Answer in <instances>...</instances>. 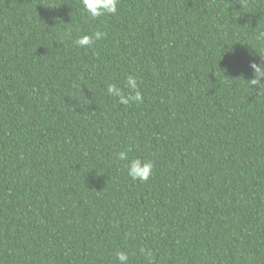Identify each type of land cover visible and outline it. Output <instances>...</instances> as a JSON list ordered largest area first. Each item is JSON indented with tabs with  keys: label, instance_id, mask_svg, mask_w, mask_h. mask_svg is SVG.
Masks as SVG:
<instances>
[{
	"label": "trees",
	"instance_id": "16d2710c",
	"mask_svg": "<svg viewBox=\"0 0 264 264\" xmlns=\"http://www.w3.org/2000/svg\"><path fill=\"white\" fill-rule=\"evenodd\" d=\"M261 31L264 0H0V264H264Z\"/></svg>",
	"mask_w": 264,
	"mask_h": 264
},
{
	"label": "clouds",
	"instance_id": "9594fccd",
	"mask_svg": "<svg viewBox=\"0 0 264 264\" xmlns=\"http://www.w3.org/2000/svg\"><path fill=\"white\" fill-rule=\"evenodd\" d=\"M81 2L83 11L86 12L89 19L95 20L100 17L117 14L120 0H81ZM105 35L106 33L101 31H96L93 35L83 34L75 39L74 46L78 48L91 47L95 41L103 39ZM257 39L264 41V31H261L257 35ZM249 68L251 70V79L247 81V84L252 88L255 86L259 88L264 86V56L260 55V62H250ZM125 88L128 89L127 93L116 84L109 83L107 85V95L117 98L118 102L123 105H128L130 103L139 105L144 102L135 75L127 77ZM129 152H131L130 148L116 153V162H124L127 175L133 181H140L142 183L147 182L153 174L154 164L149 160L138 157L130 158ZM139 252L145 259L149 260H151L154 255L152 250L146 247H141ZM116 258L119 264H129V255L127 251H117Z\"/></svg>",
	"mask_w": 264,
	"mask_h": 264
}]
</instances>
